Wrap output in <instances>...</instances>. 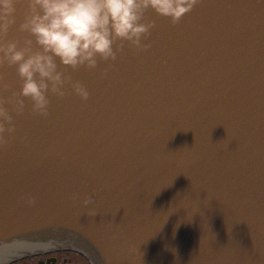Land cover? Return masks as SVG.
<instances>
[{
	"label": "water",
	"instance_id": "95a60500",
	"mask_svg": "<svg viewBox=\"0 0 264 264\" xmlns=\"http://www.w3.org/2000/svg\"><path fill=\"white\" fill-rule=\"evenodd\" d=\"M146 18L147 51L69 69L87 101L69 90L47 118L15 117L0 264L62 248L91 264H264V0Z\"/></svg>",
	"mask_w": 264,
	"mask_h": 264
},
{
	"label": "clouds",
	"instance_id": "9594fccd",
	"mask_svg": "<svg viewBox=\"0 0 264 264\" xmlns=\"http://www.w3.org/2000/svg\"><path fill=\"white\" fill-rule=\"evenodd\" d=\"M198 2L0 0V149L10 143L15 117L25 111L47 118L51 98L63 99L69 90L82 101L89 99L87 86L74 81L69 69L96 70L101 62H115L126 47L147 51L145 41L156 27L147 12L175 25ZM9 69L15 71L18 89L8 80ZM81 203L88 208L94 199L85 196ZM89 215H96L94 209Z\"/></svg>",
	"mask_w": 264,
	"mask_h": 264
},
{
	"label": "flooded vegetation",
	"instance_id": "af4514ba",
	"mask_svg": "<svg viewBox=\"0 0 264 264\" xmlns=\"http://www.w3.org/2000/svg\"><path fill=\"white\" fill-rule=\"evenodd\" d=\"M66 254L64 257L55 255ZM3 264V263H2ZM5 264H90L82 255L70 250L47 251L38 255L23 256Z\"/></svg>",
	"mask_w": 264,
	"mask_h": 264
},
{
	"label": "rangeland",
	"instance_id": "374dc122",
	"mask_svg": "<svg viewBox=\"0 0 264 264\" xmlns=\"http://www.w3.org/2000/svg\"><path fill=\"white\" fill-rule=\"evenodd\" d=\"M56 257L58 256V257H64V256H66V254H57V255H55Z\"/></svg>",
	"mask_w": 264,
	"mask_h": 264
}]
</instances>
